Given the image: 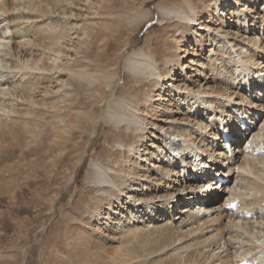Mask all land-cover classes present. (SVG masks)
I'll return each mask as SVG.
<instances>
[{"label": "bare ground", "instance_id": "bare-ground-1", "mask_svg": "<svg viewBox=\"0 0 264 264\" xmlns=\"http://www.w3.org/2000/svg\"><path fill=\"white\" fill-rule=\"evenodd\" d=\"M25 1L28 0H0V53L4 51L2 46L8 42L6 39L10 38L12 32L7 27V33L10 34L9 37H6L4 31L1 32V27L9 19L7 15H13V10L23 6ZM84 1H88L90 4L98 2V0ZM134 1L139 2V0ZM231 1L227 2V7L225 5L221 7L219 0L214 1L217 6V17L212 20V16H210V21L216 23L218 27L215 28L210 26L211 24H206L204 19L201 20L200 14H205L206 10L204 6L200 7V4L196 3L198 1L186 0L183 4L160 1L157 4L158 12L163 17L161 19L162 26H166V29L170 24L169 22L164 23L165 19L177 18V23L175 20L173 22L176 23V29L172 35H180L185 43L173 48L175 40L168 41V46L159 40L155 44L154 51L148 46L135 50L134 53L126 57L124 69L129 70L138 82L136 86L138 98H133L137 101L129 98L127 93L122 94L118 102L113 103L118 88L116 82L119 78L116 79V76L110 73H106L108 77H103L106 87L108 90L111 89V93L110 97L102 103L103 107L99 113L89 109L90 115L95 118L93 138L99 140L98 128L101 125L112 126L114 133H112L110 144L116 148L115 152L118 157L112 164L94 160L90 164V180L94 182L91 198L94 196L99 200H107L110 207H113V201L110 198L115 196L118 200L117 208L120 209L116 213L119 214L121 210L129 211V219L132 220V223L137 222L139 227L173 229L183 234H187L189 231L198 232L203 237L201 244L208 243L205 246L207 248H203L202 251L205 257L207 255L211 259L215 258L218 264L241 262L264 264V241L256 246L260 251H254L256 247L246 248L241 246L243 243L237 246L236 242L239 241L234 239L242 231L254 233L252 231L257 230L258 234H264V156L257 155L258 152H255V147L260 144V149L264 148V133L262 132L264 131V41L257 32L259 28L264 31V27L260 25L261 17L257 16V13L251 15L252 8L248 9V4H261L264 0ZM112 2L117 3L115 6L119 10L122 8L119 0ZM201 2L206 4L204 0ZM134 6L127 0L123 2V8L128 7L133 10ZM45 7L47 6L45 5ZM73 10H75L74 6ZM1 11H3L2 14ZM73 13L71 12L74 17ZM88 14L90 13L85 11L84 17H88ZM145 14L148 15L147 11L138 13L139 21L144 20ZM77 17H80L79 13H76L75 18ZM13 20L15 19L13 18ZM262 20V24H264V18ZM235 25L238 26V29H235ZM195 27L210 36L206 35V40L209 41L208 46L212 42V52H215L214 45L216 46L220 41L228 40L231 48L236 46L235 42L243 44L249 41L252 44H250V49L244 51L245 54L242 55V58L236 60L232 57V63L222 60L221 64L217 65V61H213L205 67L203 66L202 70L197 68L198 74H193L190 72L193 68L192 65L197 63L200 65L202 61L198 60L195 63L194 57L187 56L193 49L190 43L186 42L187 34H192L194 36L191 35L192 38L197 39V43L204 41L202 37L198 36V30ZM245 33L248 35H244ZM176 42L178 43V41ZM11 52H15V50L13 49ZM15 54L13 53L12 57L16 56L18 60V56L21 54ZM213 54L216 55V60H221L219 55L222 53L215 52ZM55 57H48V55L33 57L31 55L24 60V65L27 66V70H29L27 72H30L31 75L35 73L37 79H46L52 85L56 75L58 79L62 76L58 70L53 71L50 68L51 62H57ZM182 58H185L186 61L180 62ZM177 65L180 71L175 73ZM214 65L215 67L222 65L219 72L213 68ZM207 70L210 72L207 73ZM13 72L17 71H12L10 78L16 77ZM217 72L225 73V78L218 75ZM34 75L32 76L35 77ZM34 79L25 82L18 80L20 84L13 87L8 86L10 85L9 81L3 82V79L0 81V160L3 158L0 162L2 165L6 164L5 167H9V169L22 168V165L27 161V156L41 145L38 143L41 142L43 135L37 115L41 114L42 104L45 102L46 96L51 93L45 91V87H41L45 84H41V82L39 84ZM165 80L168 83H165ZM89 81L93 86L97 82L102 84L98 78L91 76ZM55 92L58 94L57 90L52 91V93ZM248 94H251L252 99L247 98ZM152 99L156 103L152 104L151 108H149L150 106L147 109L140 107L150 105L148 100L152 101ZM183 105H186V111L182 113L184 118L180 119L177 116L181 111L177 110H180ZM245 106H249V109H245ZM159 111L161 115H157V119H154L155 123L145 118L151 114L156 116ZM209 112H212L211 120L205 122L204 118ZM256 115L259 116L261 122L257 130L253 131V126L258 123L254 121ZM239 118H246V124L249 126V130L245 134L250 140L246 139V145L242 144L245 137L240 136L237 131ZM23 123L27 124V128L19 133L18 128L22 127ZM29 123L38 132L40 131L36 135L37 139L34 142L37 146L34 148L30 146L31 142L29 144V141H21L17 136L19 134L23 136L24 130L28 131ZM171 128H175V133L179 136L176 135V137L179 139L169 136L167 143L165 137ZM222 129L227 135L222 133ZM48 135L50 136V134ZM143 137H149L150 141L148 145L145 142L144 148H139L138 141ZM223 137H227L231 143H234L231 154L227 152L221 142ZM171 140L180 141L177 144L179 146L165 150L164 146L171 145ZM158 142L160 144H157ZM29 150L30 152H27ZM119 153H121L120 157ZM125 153H132V157L136 159L131 161L129 159L131 155L127 156ZM149 154L153 157L152 161L148 157ZM33 158L36 159L35 156ZM32 160H29V163ZM136 167L143 169L144 172H140L141 170ZM169 179L172 181L169 182ZM232 202H237L236 209L230 207ZM174 209H178V214L173 215ZM249 212L252 213L253 219L247 218L246 214ZM138 228L131 230V233L139 231ZM262 237L264 238V235ZM241 248L243 251L239 254ZM191 261V259L183 261V256L179 255L176 264H190Z\"/></svg>", "mask_w": 264, "mask_h": 264}, {"label": "rangeland", "instance_id": "rangeland-1", "mask_svg": "<svg viewBox=\"0 0 264 264\" xmlns=\"http://www.w3.org/2000/svg\"><path fill=\"white\" fill-rule=\"evenodd\" d=\"M40 1H25L23 6L13 10V15H7L12 21L10 22L8 19L5 22L6 25L1 27V32L4 31L6 37H9L10 34L7 33V27L12 32L10 38L6 39L8 42L2 46L4 51L0 53V81L2 79L3 82L9 81L10 85L8 86L13 87L18 86L19 82L35 78L34 81L45 84L41 87H45V91L51 94L48 95L49 97L46 96V100L42 104L43 110H41V114L37 115L43 135L41 142L38 143L41 145L27 156V161L25 160L22 168L9 169V167H5L6 164L2 165L0 162V264H176L179 255L183 256V261L191 259L190 264H218L215 258L211 259L207 255L205 257L202 251L203 248H207L205 246L208 243L201 244L203 237L198 232L197 234L189 231L187 234H183L173 229L139 227L137 222L132 223V220L129 219V211L121 210L119 214L116 213L120 209L117 208L118 200L115 196L110 198L113 201V207H110L107 200H99L94 196L91 198L94 182L90 180V164L93 160L112 164L118 157L115 152L116 148L110 144L112 133H114L112 126L101 125L98 128L99 140L93 138L95 118L90 115V110L99 113L103 107L102 103L110 97L111 93V89L108 90L103 77L107 76L106 73H110L116 76V79L119 78L116 82L118 88L113 103L118 102L122 94L128 93L129 98H138L136 90L138 82L129 70L124 69L125 59L135 50L148 46L154 51L155 44L159 40L166 46L169 44L168 41L175 40L173 48L178 47L179 44L183 45L185 42L180 35H172L176 29L177 18L165 19L164 23H170L165 29L166 26H162L161 19L163 17L158 12L157 4L160 1L183 4L186 0H139V2L127 0L135 5L133 10L128 7L123 8V2L126 0H119L122 4L120 10L115 6L117 3L112 2L114 0H98L95 4L84 0ZM190 1H198L196 3H199L200 7L204 6L206 12L200 14L201 20L204 19L203 21L206 24H211L210 26L213 28L218 27L215 22L210 21V16H212V20L217 17L215 0H204L206 4H202L201 0ZM230 1L219 0L221 7L224 5L227 7V2L230 3ZM248 5V9L252 8L253 11L251 15L257 13V16L261 17L260 25L264 27L262 24L264 1L261 4ZM73 6L75 10H73ZM85 11L90 13L88 17H84ZM142 11H147L148 15L145 14L144 20L139 21L138 13ZM71 12H74V17ZM2 13L3 11H1ZM76 13H79L80 17L75 18ZM248 13L250 14V12ZM174 20L176 23H173ZM235 26V29H238V26ZM195 29L198 30V27ZM261 29H257V32L264 41V31ZM191 35L187 34L186 42L187 44L189 42L193 49L187 56L194 57L195 63L198 60L202 61L200 65L198 63L192 65L193 68L190 72L193 74H198L197 68L202 70L203 66L205 67L213 61H217V65L221 64L222 60L232 63V57L236 60L242 58V55L250 49V44H252L249 41L243 44L235 42L236 46L231 48L228 40L220 41L216 46L214 45L215 52L222 53L219 55L221 60H216V55L213 54L215 52L211 51L212 42L208 46L209 41L206 40L208 34L203 30H198V36L202 37L203 43H197V39L195 40ZM244 35H248V33ZM13 49L15 52H11ZM50 49L52 50L50 51ZM13 53L21 54V56L17 55L18 60L16 56V58L12 57ZM31 55L33 57L56 56L57 62H51L50 68L53 71L58 70L62 75H60L61 78L58 79L56 75L51 85L46 79H37L35 73H32L35 76L33 77L30 72H27L29 70L24 65V60ZM61 55L63 56L61 57ZM184 61H186L185 58L180 59V62ZM232 66L235 65L232 64ZM218 67L213 66L219 72L222 65ZM14 70L17 71V74L13 72L16 77L10 78L9 76ZM174 71L175 73L180 71L178 65L175 66ZM209 72L207 70V73ZM218 75L223 78L226 76L225 73H218ZM90 76L98 78L102 84L97 82L94 86L91 85ZM164 82L168 83L167 80ZM143 88L145 89V87ZM54 90H57L58 94L52 93ZM101 97L104 101H101ZM247 98L252 99L251 94H248ZM148 101L150 105L140 107L147 109L156 103L153 99ZM246 108L249 109V106H245ZM177 111H181L177 117L184 118L182 113L186 111V105ZM157 113L156 116L151 114L145 118L155 123L154 119L161 115L160 111ZM211 114L212 112L206 114L205 122H210ZM223 119L225 118L223 117ZM254 121L258 123L253 126V131L257 130L261 122L258 115L255 116ZM238 123L240 126L242 122L238 120ZM28 127V131L25 132L27 124L23 123V126L18 130L19 133H22L25 128L24 134L17 136L21 141H29V144L31 142L30 146L34 148L37 146L34 142L37 139L36 135L40 131L38 132L30 123ZM33 129L35 130L33 131ZM240 129L241 126L237 130L238 134L245 137L242 144H246V139L249 137L243 134ZM262 132L264 133V131ZM176 135L178 136L175 133V128H171L165 137L167 143L169 136L176 137ZM51 141L53 142L51 143ZM149 141V137L139 139V148H144ZM179 142L173 140L171 145L167 144L164 148L171 150L173 147L179 146L177 145ZM168 146L170 147L168 148ZM164 148L163 151H165ZM125 155H131L129 156L131 161L136 159L132 157V153H125ZM34 156L36 159L33 158ZM120 156L121 153H119ZM148 157L152 161L153 157L150 154ZM2 160L3 158L0 161ZM29 160L32 162L29 163ZM134 164L136 165V162ZM136 169L141 170L139 167ZM140 172L143 173L144 170L142 169ZM170 181L172 180L169 179ZM166 183L168 184V181ZM182 184L184 185V182ZM174 214H178V209L173 210ZM137 228L139 231L131 233V230H137ZM225 231L227 232V229ZM256 231L253 230L254 233L242 231L239 236L234 237L235 241H239L236 242V245L239 246L243 243L241 246L248 248L261 244L264 241L262 237L264 234L261 236ZM260 237L262 238L260 239ZM242 251L243 248L239 250V254ZM254 251L260 250L256 247Z\"/></svg>", "mask_w": 264, "mask_h": 264}]
</instances>
